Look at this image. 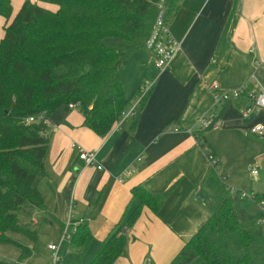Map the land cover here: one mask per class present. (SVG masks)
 <instances>
[{"label":"crops","instance_id":"1","mask_svg":"<svg viewBox=\"0 0 264 264\" xmlns=\"http://www.w3.org/2000/svg\"><path fill=\"white\" fill-rule=\"evenodd\" d=\"M26 1L12 0L11 19L0 18V43L4 28ZM169 24L180 48L166 70L156 67L144 42L113 47L131 54L119 71L126 94L133 96L143 81L152 87L136 118L106 137L85 126L78 108L62 106L50 118L46 161L50 178L41 185L47 209L36 214L58 226L59 233L68 226L70 235V230L86 225L94 240L85 257L95 256L113 230L135 214L126 254L115 264H172L209 217L212 203L203 185L214 169L208 152L218 164L214 172L229 192L231 166L239 165L247 149L254 148L243 151L238 140L241 135L253 136H246V130L264 124V111L243 116L250 105L243 96L217 106L219 130H198L200 120L215 105L209 88L213 82L225 91L243 88L253 75L264 83V0H181ZM83 151L94 152L103 170L86 166L80 159ZM252 156L249 161L264 158L263 153ZM135 188L161 198L157 211L134 196ZM251 191L257 193V200L243 203L247 208L250 202L257 209L250 213L258 214L264 192L253 187Z\"/></svg>","mask_w":264,"mask_h":264},{"label":"trees","instance_id":"2","mask_svg":"<svg viewBox=\"0 0 264 264\" xmlns=\"http://www.w3.org/2000/svg\"><path fill=\"white\" fill-rule=\"evenodd\" d=\"M160 1L39 0V4L27 0L4 28L0 43V245L18 248L22 263L36 252L39 236L20 212L47 209L41 185L50 178L46 163L50 118L62 106L77 105L85 126L98 136L106 137L116 128L144 81L133 96L126 94L119 75L124 60L106 40H141L146 48ZM180 1L165 0L168 22ZM12 12V0H0V18L9 20ZM145 101L146 97L140 109ZM30 118L36 121L28 122ZM202 144L206 146L204 140ZM203 188L212 203L209 217L172 264H264L260 225L264 214H251L243 204L247 200L232 198L214 171ZM134 196L154 211L161 204L160 197L145 195L141 188L134 189ZM134 219L132 214L119 224L88 264H115L124 256ZM14 235L28 239L33 247ZM93 240L90 229L78 225L70 250L59 264H84ZM0 264L16 263L0 258Z\"/></svg>","mask_w":264,"mask_h":264},{"label":"built area","instance_id":"3","mask_svg":"<svg viewBox=\"0 0 264 264\" xmlns=\"http://www.w3.org/2000/svg\"><path fill=\"white\" fill-rule=\"evenodd\" d=\"M165 0H161L159 4V13L155 20L153 30L146 40L145 46L146 49L153 52L155 56V64L159 70H166L171 62L173 61L176 53L178 52L180 46L177 41L172 36L170 30V24L165 18V9H164ZM262 64H258V67H261ZM253 87V89H251ZM152 87L148 84H143L140 88L139 94L131 101L129 107L122 113L119 123L116 128H120L127 120L136 118L138 112L143 103V100L147 96L148 92ZM210 91L213 95L215 102L214 107L208 114H206L198 123V130H207L214 129L219 130L220 124L216 123V108L218 105L226 103L233 99H238L243 96L247 97L250 101V105L247 109L244 110L243 116L249 117L252 113L264 111V83L258 82L255 75L252 76V80L245 84V86L238 90L225 91L222 90L217 82H213L210 86ZM70 108L76 109L77 105H71ZM34 118H30L28 122H35ZM246 136L253 135L260 138H264V126L255 125L245 132ZM207 150V149H206ZM80 159L83 160L86 166H95L97 165V155L94 152L83 151L80 154ZM208 161L212 165L214 171H216L218 164L213 154L208 152ZM98 170H103L101 165H97ZM253 177H257L258 170H251ZM123 181V178H121ZM229 193L233 198H239L240 200H257V193L251 191L250 193L237 190L233 187L229 188ZM260 211L264 212V201L258 203ZM260 225H264V216L260 221ZM127 232V231H126ZM71 236L68 234V226L63 229V233L60 236L59 240L48 245V249L52 253V262L49 264H59L61 261L60 251L61 246L65 241H70Z\"/></svg>","mask_w":264,"mask_h":264},{"label":"rangeland","instance_id":"4","mask_svg":"<svg viewBox=\"0 0 264 264\" xmlns=\"http://www.w3.org/2000/svg\"><path fill=\"white\" fill-rule=\"evenodd\" d=\"M142 42L143 41L139 40L133 43H128L125 41H121L118 39H112V38L106 40V44L110 47H119V45L130 47V46H133V44L139 45ZM118 50H120L121 52L122 59L125 60V62H127L131 56V54H129V51H127L124 48L118 49ZM120 68L122 70L123 65ZM126 87L128 91L129 86H127V84H126ZM135 90H137V88ZM241 138H242L241 139L242 141L238 140V146L241 150L244 151L246 148H249L252 145H254V148L247 149L248 154L247 156H245L244 160L242 159L239 165L231 166V169L234 170L233 172L234 174H232V178L230 179L229 182L233 184H230L229 182H226V183L227 185L228 184L231 185L230 187L233 186L246 193H250L252 187L255 190H261L264 192V158H261L258 161L256 160V158H254L257 154L262 155L263 153L264 155V138H258V137L255 138L254 136L245 137L244 135H241ZM251 140H256V142L251 141ZM251 156L254 159L249 161ZM251 168L258 169L259 175L257 176L256 180H253L252 177L250 176L251 172L249 171H251L250 170ZM243 204L246 205L245 203ZM247 208L250 212L252 211L255 212L257 210L255 207L252 206L250 202H247ZM258 213H260L259 210H258ZM20 217L26 223L28 222L30 225L32 224V227L30 226L31 230L38 231L39 239L36 244V252L34 253L33 257L28 259L27 263H25V261L22 263L21 262L22 260L19 259L21 251L18 248L11 246V245H0V258L8 262H14L16 264H20V263L21 264H49L50 262H52V253L48 250V245L51 243L53 237L57 236L58 234H60L61 236L63 233V230L61 231V233H59L60 229L58 228V226H53V227L50 226L49 223L43 221L44 215L39 216L35 212L32 214L29 211H22L20 212ZM261 227L264 231V225H262ZM69 233L73 237V235L75 234V231L70 230ZM13 237L16 240H19V241H22L28 244L30 249L33 247V243L26 238L20 235H14ZM59 238H57L55 241H57ZM69 245H70V241L64 242L61 248V252H60L61 257L67 254L69 250ZM93 256H94L93 253H92V256L89 253L88 256H86L84 259V264L89 263L92 260Z\"/></svg>","mask_w":264,"mask_h":264}]
</instances>
